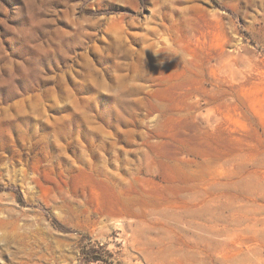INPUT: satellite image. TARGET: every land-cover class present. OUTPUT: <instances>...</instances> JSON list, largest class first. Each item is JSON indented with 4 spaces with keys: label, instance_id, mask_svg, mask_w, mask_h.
Returning <instances> with one entry per match:
<instances>
[{
    "label": "rangeland",
    "instance_id": "374dc122",
    "mask_svg": "<svg viewBox=\"0 0 264 264\" xmlns=\"http://www.w3.org/2000/svg\"><path fill=\"white\" fill-rule=\"evenodd\" d=\"M0 264H264V0H0Z\"/></svg>",
    "mask_w": 264,
    "mask_h": 264
}]
</instances>
